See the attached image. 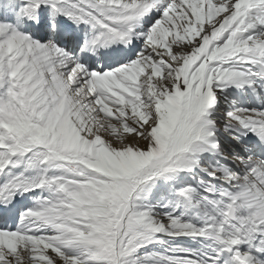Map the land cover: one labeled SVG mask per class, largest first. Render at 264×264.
<instances>
[{
  "label": "snow or ice",
  "instance_id": "1",
  "mask_svg": "<svg viewBox=\"0 0 264 264\" xmlns=\"http://www.w3.org/2000/svg\"><path fill=\"white\" fill-rule=\"evenodd\" d=\"M0 264H264V0H0Z\"/></svg>",
  "mask_w": 264,
  "mask_h": 264
}]
</instances>
